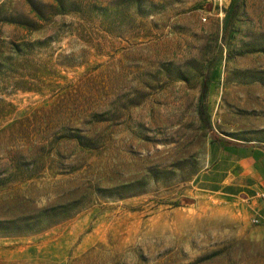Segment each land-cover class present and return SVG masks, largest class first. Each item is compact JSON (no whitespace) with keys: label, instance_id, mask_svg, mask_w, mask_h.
Instances as JSON below:
<instances>
[{"label":"rangeland","instance_id":"rangeland-1","mask_svg":"<svg viewBox=\"0 0 264 264\" xmlns=\"http://www.w3.org/2000/svg\"><path fill=\"white\" fill-rule=\"evenodd\" d=\"M216 137L264 142V0H0V264H264Z\"/></svg>","mask_w":264,"mask_h":264},{"label":"crops","instance_id":"crops-1","mask_svg":"<svg viewBox=\"0 0 264 264\" xmlns=\"http://www.w3.org/2000/svg\"><path fill=\"white\" fill-rule=\"evenodd\" d=\"M211 152L213 164L200 182L210 191L239 196L247 195L248 206L255 215H264V143L223 147L215 141ZM249 200H251L249 202Z\"/></svg>","mask_w":264,"mask_h":264},{"label":"trees","instance_id":"trees-1","mask_svg":"<svg viewBox=\"0 0 264 264\" xmlns=\"http://www.w3.org/2000/svg\"><path fill=\"white\" fill-rule=\"evenodd\" d=\"M211 79V75L210 72L207 73L205 82H204V86L202 89V101H204L206 99V97L208 96V92H209V80ZM201 114L203 117H205L206 113L204 110V107H201ZM216 142H219L223 147H234V146H238L239 143L240 144H248V142H235L234 140H226L223 139L222 137H216V139L214 140ZM260 143H264V142H260Z\"/></svg>","mask_w":264,"mask_h":264},{"label":"built area","instance_id":"built-area-1","mask_svg":"<svg viewBox=\"0 0 264 264\" xmlns=\"http://www.w3.org/2000/svg\"><path fill=\"white\" fill-rule=\"evenodd\" d=\"M261 196L264 197V193L261 194ZM262 220H263V217H262V216H260V215H255V216L253 217V219H252V222H253L254 224H260V223L262 222ZM61 264H63V263H61Z\"/></svg>","mask_w":264,"mask_h":264}]
</instances>
